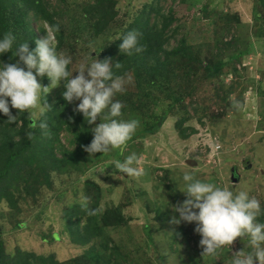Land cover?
Returning a JSON list of instances; mask_svg holds the SVG:
<instances>
[{
  "label": "rangeland",
  "instance_id": "374dc122",
  "mask_svg": "<svg viewBox=\"0 0 264 264\" xmlns=\"http://www.w3.org/2000/svg\"><path fill=\"white\" fill-rule=\"evenodd\" d=\"M50 2V9L56 8L59 13V16H55L56 21L68 30L66 46L58 52L71 57L69 70L74 77L78 75L75 72L81 65L91 63L93 59L102 61L100 51L104 52L117 42V37H121L125 28L133 24L136 18H141L146 7L159 4L163 9L162 14L172 12L175 18L172 28L180 29L177 39L185 38L201 59L200 64L190 68L182 61H171L167 67V71L177 68L184 75V78L180 77L182 91L187 92L192 86L188 72H191L189 75L196 73L197 80H201L196 84L193 97L187 98L185 103L187 108L189 104L196 105L197 112L194 116L190 113L191 119L186 124L196 131L191 136L180 138L175 127L184 114L175 111L176 114H169L158 132L145 133L157 119L152 117L160 114L169 101L161 103L157 99L158 94L154 101L151 98V105L141 107L131 101H137V86L145 77L142 71L136 74L131 72L128 74L130 81L126 91L117 94L115 99L125 106L121 118L137 119L139 125L125 150L117 149L106 156L97 153L93 159L82 149V143H91V128L96 125H87L83 115L74 111L80 101L69 104L63 98L66 91L63 84L52 91L50 89L48 97L41 98L42 102H47L51 113L59 106L68 124L62 125L60 118L52 121L57 134L52 137V143L45 142V145L54 150L55 160L39 157L36 154L38 146L34 155L40 162L34 165L38 170L33 172V179L30 177L28 182L22 181L24 177L20 178L17 174L20 165L13 169V177L20 179L21 191L31 188L36 196L27 201L20 199L22 195L15 196L21 205L20 221L27 223L22 230H12L11 223L18 216L12 215L7 204L0 206V229H4L2 240L5 253L13 257L18 251L38 257L53 256L56 264H102L103 261L95 253L100 252L106 244L108 249L118 247V259H124L122 264H230L232 255L245 249L240 238L233 242L229 252L224 250L216 257H203L199 243L201 237L195 232L196 225L171 223L174 216L179 218V213L174 212L173 208L186 199L183 193L174 190L173 183L179 171H191L202 180L223 183L234 189H247L250 195L260 200L264 209V38L260 37V40L258 37L264 35L262 2L110 0L107 9H110L113 19L108 18V30L97 37L93 35L91 25L98 21L91 22L83 16L85 10H90L98 0ZM225 15L230 16V24ZM151 18H155V14ZM77 25L84 27L76 28ZM32 26L36 30L40 27L37 23ZM44 37L39 35V39ZM176 41H171L170 49L175 47ZM220 60L226 65L213 76L214 83L209 84L203 79H207L206 67ZM85 75L87 77V72ZM37 79L42 86H50L47 76ZM99 123L98 119L96 124ZM76 128L78 131L74 132ZM78 132L82 139L81 147L76 139ZM218 143L222 150L216 154V148L212 151L210 146ZM63 151L71 154V163H59ZM133 152L141 158L142 175L129 177L109 174L112 162L123 160ZM189 161H193V165H188ZM232 169H236L240 176L234 184L231 173L235 171ZM9 180L7 178L4 185ZM82 195L89 198V208L96 210L100 225L114 220L115 210L123 217L124 225L112 226L116 223L114 220L102 233H94L97 238L89 245L72 243L70 236L63 233L67 230L69 214L81 209L83 224L90 216L79 205ZM167 200L169 206L165 208ZM14 208L16 211L17 208ZM35 214H41L39 219L34 218ZM260 217L264 221V214ZM54 233L60 236L59 240L52 241ZM177 233L179 238L174 241Z\"/></svg>",
  "mask_w": 264,
  "mask_h": 264
},
{
  "label": "clouds",
  "instance_id": "9594fccd",
  "mask_svg": "<svg viewBox=\"0 0 264 264\" xmlns=\"http://www.w3.org/2000/svg\"><path fill=\"white\" fill-rule=\"evenodd\" d=\"M140 37L135 30L117 37L122 41L119 45L121 53L131 56L143 52ZM35 44V49L30 50L29 42H18L13 32L0 33V57L11 53L13 58H19L16 63L0 62V113L8 117L7 122L14 123L17 119L11 113V107L18 110L19 115H28L33 127L47 130L48 123L40 117L50 111L47 102H42L41 98H47L52 89L63 84L66 89L63 98L69 104L80 101L74 111L83 115L87 125H96L91 128V143L83 146L90 158L94 159L97 153L106 156L117 149L125 150L139 121L121 118L125 106L115 97L126 91L130 77L127 73L116 74L120 62L93 59L91 63L81 65L74 77L69 70L71 57L57 51L51 33L36 40ZM44 76L49 79L50 86L38 83L37 77ZM140 159L135 152L128 154L123 160L112 162L109 174L138 177L142 175ZM173 184L174 190L183 193L186 199L173 208L179 218L174 216L171 223L196 225L203 257H216L224 250L229 252L233 242L240 238L245 249L235 252L230 264H264V221L259 219L264 209L259 199L250 195L247 189L202 180L191 171H179ZM79 205L88 215L95 214L96 210L89 208L87 196H80ZM168 206L169 202L165 208Z\"/></svg>",
  "mask_w": 264,
  "mask_h": 264
},
{
  "label": "trees",
  "instance_id": "16d2710c",
  "mask_svg": "<svg viewBox=\"0 0 264 264\" xmlns=\"http://www.w3.org/2000/svg\"><path fill=\"white\" fill-rule=\"evenodd\" d=\"M183 1L187 2V0ZM260 1L263 4L264 10V0ZM107 4L109 6L110 0H98L96 5L90 10H85L84 19L90 20L91 22H94V20L98 21L91 25L95 37L103 34L109 28L110 20H108V18L112 17V15L110 14V9H107ZM50 7H52L50 0H0V33L11 31L16 35L18 42L27 41L29 42L30 50H34L36 47L35 41L39 40V35L46 36L50 31L56 41L57 51H59L66 46L68 30L66 26L56 21L55 16H59L58 10L56 8H54V10L52 8L50 9ZM162 11L163 9L159 4L146 7L141 18H136L133 24L126 27L123 31L122 36L133 30L141 34L140 45L144 49L143 52L131 56L124 55L121 53L119 47L122 41L118 40L104 52L100 51V55L102 61L111 59L114 63L120 62V68L115 70L117 75L129 74L131 72L136 74L138 71L143 72L145 77L141 79L140 84L137 86L138 92L135 96L137 101L134 99L131 100L137 103V105L141 107H143L144 104L151 105V98L154 101L156 94H158L157 99L162 101L161 103L169 101L160 114L154 113L156 117L152 118L157 119L144 131L145 133L155 134V132H158L163 126L169 114H176L175 111H178V113H183L184 116L178 119L175 130L178 132L180 138H185L191 136L196 131L195 128L189 125L186 126V124L191 119L190 113H193L194 116L197 112L196 105L189 104L188 108L185 106L186 99L193 97L196 91V84L201 82V80H197L196 73L189 75L191 72H188V77L190 79L192 78L190 81L192 86L187 92L182 91L183 82L180 81V77L184 78V75L179 73L177 68L167 71V67L171 61H182L183 65L185 64L187 68H190L196 64H200L201 59H199V55L194 51V48L188 45L185 38L177 39L180 29L178 27L172 28L175 22L173 13L170 12L169 15H164ZM152 14H155V18L153 19L151 18ZM225 16L227 17V23L230 24L228 20L230 16ZM33 23H37L40 27L37 30L34 29L32 26ZM80 26L82 25H77L76 28ZM47 27L49 29H47ZM258 37L262 40L261 38H264V35ZM232 39L234 40V38ZM173 40H177L176 45L170 49L169 46ZM230 42L231 41L227 43ZM222 60H220L219 63H210L206 67V71L208 72L207 79L205 77L203 79L207 80L209 84L214 83L212 80L213 76L220 72L223 66L226 65ZM0 62L16 63L19 62V58H13L12 54L8 53L0 57ZM21 66L25 67L23 64H21ZM65 107L63 111L66 110ZM10 111L14 116H17L14 123L7 122L8 117L0 113V206L4 203L7 204L12 215L18 216L15 218L14 223H11L12 230H22L27 226V223L20 221L19 214L22 213L20 209L21 205L15 196L22 195L23 197L20 199L27 201L29 198H34L36 193L34 191L32 192L31 188H24V192L21 191L20 179L13 177V169L20 165L17 174L21 176L20 178L24 177V179L21 180L28 182L30 177V179H33V172L38 170L35 169L34 165L40 162H37L34 155V153L37 152V147L39 146L36 154H39V157L54 158V150L45 145V142L52 143V137L57 134V130L51 124L52 121H58V118H60L59 120L62 125H67L68 122L65 120V115H61L59 106H56V109L52 113L50 112L48 115L44 116L43 120L49 125V128L45 131L38 129V127H33L30 124L32 120L28 115L24 113L19 115L18 110L12 109L11 107ZM76 131H78L77 128L74 132ZM79 132L76 135V139H78L79 147H81L82 139ZM131 140L128 143H130ZM211 143L214 142L212 141ZM83 146H86L84 142L82 143V149ZM216 146H219L218 150L215 149ZM216 146L211 145L210 147L212 151L215 149V153L218 154L220 153L219 151L222 150V147L220 143ZM62 154L63 157L58 160L59 163L62 165L71 163L69 158L71 154L64 153V151ZM232 170L235 171L231 173L232 176L238 181L240 178L239 174H237L236 169ZM7 178H10V180L4 185V181L7 180ZM232 183L234 184L233 181ZM14 207L17 208L16 211ZM80 212L81 209H76L69 214L66 221L67 230L65 229L63 232L70 236L72 243L75 245H89L93 242L96 234L102 233L103 229L108 227L114 220H116V223L112 226L122 227V225H124V219L122 216L120 217L117 210H115L112 217L114 220L106 221L102 224L104 225L103 227L97 221L95 214L94 217L90 215L87 222L83 224L80 219ZM40 215L41 214H35L34 218L39 219ZM259 219L261 220V217H259ZM0 226L2 225L0 224ZM3 230L4 229H0V264H56L53 256L38 257L32 253L20 254L21 251H18L17 255L14 257L8 256L3 248ZM178 238L179 234L177 233L176 237H173V239L177 241ZM59 239L60 236L58 234L54 233L52 235V241H57ZM103 246L100 252L95 253L96 257L100 261H103L102 264H122L124 262L123 258L118 259L120 254L117 246L111 249H108L109 246L106 244ZM115 261L116 263H114ZM192 264L198 263L195 262Z\"/></svg>",
  "mask_w": 264,
  "mask_h": 264
},
{
  "label": "water",
  "instance_id": "95a60500",
  "mask_svg": "<svg viewBox=\"0 0 264 264\" xmlns=\"http://www.w3.org/2000/svg\"><path fill=\"white\" fill-rule=\"evenodd\" d=\"M193 163H194L193 161H189V162H187L188 165H193ZM233 178H234V177H233ZM232 181H233V182H237V179L234 178V179H232Z\"/></svg>",
  "mask_w": 264,
  "mask_h": 264
},
{
  "label": "built area",
  "instance_id": "2783aa9c",
  "mask_svg": "<svg viewBox=\"0 0 264 264\" xmlns=\"http://www.w3.org/2000/svg\"><path fill=\"white\" fill-rule=\"evenodd\" d=\"M218 149H219V146L216 147V150H218Z\"/></svg>",
  "mask_w": 264,
  "mask_h": 264
}]
</instances>
